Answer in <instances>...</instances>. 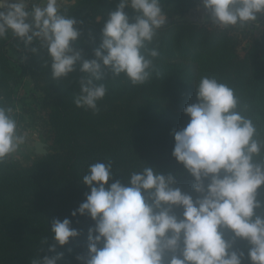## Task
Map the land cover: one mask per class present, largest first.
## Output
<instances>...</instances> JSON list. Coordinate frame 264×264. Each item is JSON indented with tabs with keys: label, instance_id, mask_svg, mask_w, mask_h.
<instances>
[{
	"label": "clouds",
	"instance_id": "1",
	"mask_svg": "<svg viewBox=\"0 0 264 264\" xmlns=\"http://www.w3.org/2000/svg\"><path fill=\"white\" fill-rule=\"evenodd\" d=\"M200 4L221 30L244 28L264 14V0ZM107 17L93 59L73 47L83 35V21L65 15L61 0L43 5L0 0V39L10 32L31 53L45 51L54 80L83 73L75 104L99 112L97 102L107 93L99 81L123 74L133 86H142L154 73L159 75V51L150 45L167 24L161 0H120ZM34 43L38 47H30ZM195 87L197 102L184 108L190 120L174 132L172 155L193 178L196 195L184 191L177 175L149 165L132 172L124 184L115 179L111 160L90 164L81 182L90 192L71 212L73 218L95 222L88 229L86 255L75 257L81 264H244L246 259L264 264V138L244 115L248 105L235 88L209 76ZM3 101L0 96V166L14 159L29 139L14 108ZM50 230L54 243L47 251L55 255L31 264H58L64 253L57 247L82 234L67 217L53 219ZM238 241L247 243V252L236 246ZM42 243L47 245V238Z\"/></svg>",
	"mask_w": 264,
	"mask_h": 264
},
{
	"label": "trees",
	"instance_id": "2",
	"mask_svg": "<svg viewBox=\"0 0 264 264\" xmlns=\"http://www.w3.org/2000/svg\"><path fill=\"white\" fill-rule=\"evenodd\" d=\"M75 1L61 11L83 21V35L73 47L82 49L85 59H93L107 13L115 10L120 0ZM199 3L161 0L167 24L150 45L159 51L155 58L159 75L154 73L142 86H133L123 74L99 81L107 88L106 96L97 102L99 112L75 104L83 73L54 80L45 51L33 54L21 41L22 55L16 59L11 54L9 33L0 39V96L15 109L22 80L29 76L41 93L37 98L40 108L35 110L51 142V152L38 156L30 165L10 160L0 166V264H31L44 255H55L47 251L54 243L51 222L66 217L82 234L57 247L64 253L58 264H81L75 257L86 255L88 229L95 222L86 216L73 218L71 212L90 192L81 182L95 162L111 160L115 179L124 184L132 172H141L148 165L165 174L171 172L178 176L184 191L195 196L193 178L172 152L174 132L189 122L184 108L197 102L195 85L203 76L216 77L236 89L242 103L248 105L244 115L253 120L264 138V26L255 34L239 27L221 30L211 21L185 19ZM45 238L47 245L42 243ZM236 246L247 252L245 241ZM244 264L250 262L246 259Z\"/></svg>",
	"mask_w": 264,
	"mask_h": 264
},
{
	"label": "rangeland",
	"instance_id": "3",
	"mask_svg": "<svg viewBox=\"0 0 264 264\" xmlns=\"http://www.w3.org/2000/svg\"><path fill=\"white\" fill-rule=\"evenodd\" d=\"M35 2L43 5V3H46V0H35ZM75 2V0H61V8L64 6L73 5ZM29 7H31V3L29 4ZM184 18L192 21H210L207 18L206 12L200 3L198 7L187 13ZM263 26L264 14H258L257 21L250 22L246 27L238 29H240V31L245 30L246 32L259 34V31ZM9 35L11 54L17 59L22 55L23 46L21 41L13 37L10 32ZM245 45L246 41L244 40L239 49L240 54H242V49ZM17 95L20 99L18 100L16 108L14 109L17 115L16 118L19 121L22 129L29 133V139L28 143L22 146V150L16 155V157L10 160L23 166H27L30 165V163L32 164L38 158V156L44 155L37 153V142H41L43 144V148L46 151L45 154L51 152V142L44 134V130L40 125L41 123L38 119L40 113L36 112L35 110L40 108L37 98L41 95V93L34 88L33 82L29 76H24Z\"/></svg>",
	"mask_w": 264,
	"mask_h": 264
},
{
	"label": "water",
	"instance_id": "4",
	"mask_svg": "<svg viewBox=\"0 0 264 264\" xmlns=\"http://www.w3.org/2000/svg\"><path fill=\"white\" fill-rule=\"evenodd\" d=\"M36 150H37V153H41V154L46 153L45 149L43 148V144L41 142H37Z\"/></svg>",
	"mask_w": 264,
	"mask_h": 264
}]
</instances>
